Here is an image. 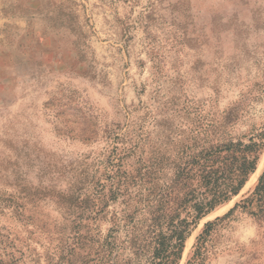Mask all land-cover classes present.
I'll return each mask as SVG.
<instances>
[{"label": "rangeland", "instance_id": "1", "mask_svg": "<svg viewBox=\"0 0 264 264\" xmlns=\"http://www.w3.org/2000/svg\"><path fill=\"white\" fill-rule=\"evenodd\" d=\"M263 130L264 0H0V264L55 260L79 215L105 234L163 146ZM263 171L264 147L177 264L212 221L190 261L264 264V201L244 202Z\"/></svg>", "mask_w": 264, "mask_h": 264}, {"label": "trees", "instance_id": "2", "mask_svg": "<svg viewBox=\"0 0 264 264\" xmlns=\"http://www.w3.org/2000/svg\"><path fill=\"white\" fill-rule=\"evenodd\" d=\"M263 147L264 130L259 139L250 141H175L147 159H138L134 174L127 176L128 183L138 186L132 209L127 206L121 217L114 215L105 234L97 225L84 224L79 215L67 237L71 243L62 244L57 258L49 257L48 264H177L192 229L239 193L256 169ZM252 198L264 201V171L244 202ZM83 203L95 222L104 207L93 202L91 206L87 199ZM67 213L70 216L72 210ZM214 223L204 225L190 260L204 258ZM190 260L186 264H195Z\"/></svg>", "mask_w": 264, "mask_h": 264}]
</instances>
